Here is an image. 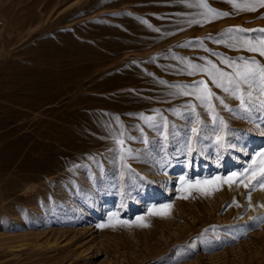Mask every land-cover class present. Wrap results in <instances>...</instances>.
Returning <instances> with one entry per match:
<instances>
[{"label":"rangeland","instance_id":"rangeland-1","mask_svg":"<svg viewBox=\"0 0 264 264\" xmlns=\"http://www.w3.org/2000/svg\"><path fill=\"white\" fill-rule=\"evenodd\" d=\"M259 5L0 0V264H264Z\"/></svg>","mask_w":264,"mask_h":264},{"label":"snow or ice","instance_id":"snow-or-ice-1","mask_svg":"<svg viewBox=\"0 0 264 264\" xmlns=\"http://www.w3.org/2000/svg\"><path fill=\"white\" fill-rule=\"evenodd\" d=\"M260 7H264V0H260ZM251 7H255V5H252ZM238 31H243L242 29ZM264 31V29L260 30ZM249 44L248 51L251 52H258L260 56H264V41L261 42V45L259 47L253 46L251 42H247ZM256 64V61L246 62L243 70H237L234 74V76H229L226 72L222 71L221 69L217 68L216 65H211L209 68H203L199 67L195 64H189V67L191 71L189 72V75H194L197 72H199L202 75H205L207 79L211 82L212 85H214L216 88L221 89L224 92H228L229 88L225 87L223 81L225 79L228 80V83L234 84L236 89H239L241 84H247L249 80L253 79L257 74L261 77L262 80H264V67H257L253 68L251 65ZM179 87V86H177ZM193 92L191 93H185V95H193L195 99L204 101L208 100L209 104L211 99L216 98L211 90L209 88L208 83H206L205 80H200L193 86ZM241 103L243 104V100H241ZM221 104H223V101L221 100ZM196 130L193 129V132ZM191 151V149H189ZM199 183V182H197ZM250 202V197H249Z\"/></svg>","mask_w":264,"mask_h":264},{"label":"bare ground","instance_id":"bare-ground-1","mask_svg":"<svg viewBox=\"0 0 264 264\" xmlns=\"http://www.w3.org/2000/svg\"><path fill=\"white\" fill-rule=\"evenodd\" d=\"M249 197H250V196H249ZM250 200H251V197H250ZM248 201H249V200H248ZM251 209H252V208H251ZM263 209H264V204L260 206V208H259L258 211H260V210L262 211ZM249 213H250V211H249Z\"/></svg>","mask_w":264,"mask_h":264}]
</instances>
